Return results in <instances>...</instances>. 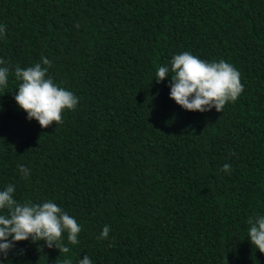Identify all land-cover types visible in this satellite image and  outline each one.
Here are the masks:
<instances>
[{
	"label": "trees",
	"instance_id": "16d2710c",
	"mask_svg": "<svg viewBox=\"0 0 264 264\" xmlns=\"http://www.w3.org/2000/svg\"><path fill=\"white\" fill-rule=\"evenodd\" d=\"M4 25L0 190L56 203L81 232L58 242L68 253L15 242L0 264H264L248 238L264 215V0H0ZM184 52L231 64L244 91L222 112L183 109L171 73L155 78ZM36 63L78 97L47 128L14 99L15 67Z\"/></svg>",
	"mask_w": 264,
	"mask_h": 264
},
{
	"label": "clouds",
	"instance_id": "9594fccd",
	"mask_svg": "<svg viewBox=\"0 0 264 264\" xmlns=\"http://www.w3.org/2000/svg\"><path fill=\"white\" fill-rule=\"evenodd\" d=\"M6 25L0 26V36L4 35ZM5 61L0 59V65ZM43 65L51 61L42 57ZM11 66L0 67V87L7 86ZM47 67L41 63L22 69L18 65L14 69L15 78L22 81L14 99L17 105L27 113L29 120L35 119L42 128L53 123L63 122L65 110H75L78 97L71 91L60 87L51 77H46ZM171 73L170 98L188 111L206 112L215 108L222 112L225 105L235 102L244 91L240 73L231 64L220 60L207 62L190 52L173 56L170 66H160L156 72L159 83ZM2 107V106H0ZM22 177H27L29 169L18 165ZM221 171L230 172L231 165L225 163ZM15 185L9 184L0 190V254L7 257L15 242L28 240H44L49 248L53 246L60 252L68 253L70 249L58 243L67 233L69 243L75 245L81 227L75 218L64 212L56 203L46 201L42 204L32 202L18 203L13 198ZM248 238L252 245L264 253V215L249 218ZM110 227L105 226L100 239H107ZM11 237V239H9ZM64 264H72L65 260ZM78 264H92L85 256Z\"/></svg>",
	"mask_w": 264,
	"mask_h": 264
}]
</instances>
